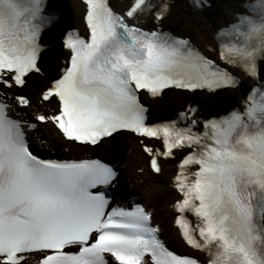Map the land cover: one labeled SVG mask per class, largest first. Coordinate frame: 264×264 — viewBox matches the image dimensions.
<instances>
[{
	"label": "snow or ice",
	"instance_id": "6c2138e0",
	"mask_svg": "<svg viewBox=\"0 0 264 264\" xmlns=\"http://www.w3.org/2000/svg\"><path fill=\"white\" fill-rule=\"evenodd\" d=\"M83 4L86 34H64L67 57L34 103L24 90L44 75L42 36L58 16L47 0H0V264H264V0L216 29L215 58L165 29L173 0ZM229 68L258 82L239 108L201 120L189 103L175 119L149 122L142 93L212 95L238 83ZM48 125L89 151L132 135L153 176L161 159L182 153L171 180L173 225L204 261L171 249L150 208L114 199V165L35 151L31 133Z\"/></svg>",
	"mask_w": 264,
	"mask_h": 264
},
{
	"label": "bare ground",
	"instance_id": "6f19581e",
	"mask_svg": "<svg viewBox=\"0 0 264 264\" xmlns=\"http://www.w3.org/2000/svg\"><path fill=\"white\" fill-rule=\"evenodd\" d=\"M60 1V0H59ZM244 0H209L212 7L205 8L203 10H198L188 2V0H173V8L172 14L168 20L165 21L166 25H175L177 24L180 27L186 28V30L191 34L192 40L201 47L203 50L211 46L213 44V32L214 30L231 20L235 19V14L243 11L242 2ZM113 7L117 9L123 7L127 0H111ZM61 5L65 7L64 15L65 19L62 22L61 28L64 31L65 26H69L74 24L76 26L82 27V13H83V4L78 0H61ZM65 25V26H63ZM46 59L48 60V64H45V72L48 73L50 69L53 67L56 68V57L61 55V49H52L47 54H44ZM261 74L264 75V62L260 63ZM55 74H58V70L55 69ZM241 81H243L246 85L250 84V79L244 74L240 75ZM30 85H34V88H39L40 86L47 84V74L43 77L39 75H34L31 77L29 81ZM24 91L28 92L27 89ZM227 92V93H225ZM223 95L221 97L215 99H208V95L201 92L199 93L201 98H205L207 101L204 102L203 107L208 108H219L224 106L226 103H230L233 100L238 101L241 93L235 89L224 90ZM198 95V93H196ZM188 98L182 95V92L176 91H168L164 94L163 98L155 99L154 104L151 105L153 116H158L164 113H174L178 110L185 102H187ZM49 125L46 126V137L48 139V143L51 147H55L57 144H62L63 140L57 135V133L48 132ZM41 129L35 131L37 136L42 135ZM32 134V133H31ZM43 136V135H42ZM120 139H125V141L115 140L108 141L105 143L107 147L103 148L101 151L107 155V158L110 162L117 165L119 167V162H124L128 164L129 155H133L141 159L140 167L144 169L143 174H139L138 172L132 173L139 178V181L128 182L126 177L122 175L119 176L118 184L116 187V197H120L121 199L130 197L132 194H144L147 189H151L154 194L153 202H152V211L154 221L159 224L161 229V235L165 238L167 243L171 246H174L178 249H183L185 253H190L193 255H197L195 252L188 250L181 242L176 228L172 225V220L170 223H167L164 219V216L172 218L173 212L170 208V204L172 200L176 197L173 189L171 188V176L174 171V163L173 159L161 161V173L159 176H153L150 174L145 166V162L143 159V155L137 145L135 144V139L128 135ZM127 146L126 153L123 151L122 155L119 156L118 152L113 155V150H117V148ZM117 147V148H116ZM134 170V169H133ZM131 174V169H130ZM132 175V177H134ZM150 197V196H148ZM164 220V221H162ZM162 226V227H161Z\"/></svg>",
	"mask_w": 264,
	"mask_h": 264
},
{
	"label": "rangeland",
	"instance_id": "374dc122",
	"mask_svg": "<svg viewBox=\"0 0 264 264\" xmlns=\"http://www.w3.org/2000/svg\"><path fill=\"white\" fill-rule=\"evenodd\" d=\"M167 27L166 28H168V27H170L169 29H172L173 31H175L176 33H180V34H185V35H188L191 39H192V37H191V34L186 30V28H183V27H180V26H178L177 24H175V25H166ZM49 73H51V74H55L56 72H54V70H50L49 71ZM46 74V73H45ZM41 77H43V76H41ZM27 90H28V92H26L28 95H30L32 98H33V101L35 102V99L37 98V93L39 92V89H36V88H34V85H29L28 86V88H27ZM121 138V137H120ZM118 141H125V139H117V142ZM117 148V147H116ZM101 150V148L99 149V151ZM125 152L126 153V151H127V146H125V147H121V148H117V150H113V155H115L117 152H118V155L119 156H121L122 155V152ZM132 160V159H134V157H133V155H129V160ZM171 217V216H170ZM170 217H166V216H164V220L167 222V223H170L171 222V220H172V218H170ZM164 220H162V221H164ZM162 227V226H161Z\"/></svg>",
	"mask_w": 264,
	"mask_h": 264
},
{
	"label": "water",
	"instance_id": "95a60500",
	"mask_svg": "<svg viewBox=\"0 0 264 264\" xmlns=\"http://www.w3.org/2000/svg\"><path fill=\"white\" fill-rule=\"evenodd\" d=\"M48 79H50V77Z\"/></svg>",
	"mask_w": 264,
	"mask_h": 264
}]
</instances>
